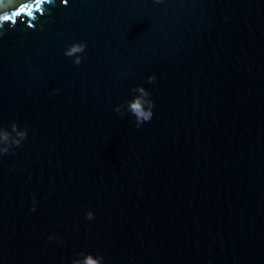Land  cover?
<instances>
[{
  "label": "water",
  "instance_id": "1",
  "mask_svg": "<svg viewBox=\"0 0 264 264\" xmlns=\"http://www.w3.org/2000/svg\"><path fill=\"white\" fill-rule=\"evenodd\" d=\"M86 253L264 264V0H0V264Z\"/></svg>",
  "mask_w": 264,
  "mask_h": 264
},
{
  "label": "clouds",
  "instance_id": "2",
  "mask_svg": "<svg viewBox=\"0 0 264 264\" xmlns=\"http://www.w3.org/2000/svg\"><path fill=\"white\" fill-rule=\"evenodd\" d=\"M85 46L86 45L84 44V42L75 43L71 47L66 49L65 55L73 57L74 54L83 52L85 49ZM80 60H81L80 57H76L74 62L79 64ZM147 79L149 82H151L155 79V77L152 75H149L147 77ZM135 90L137 92H139L141 94V96L140 97H134L132 100L128 101L127 106H128L129 111L135 117L136 125L140 126L141 123L147 122L151 119L153 102H152V100L142 99V97H147L150 95V93L147 92L142 86H138ZM145 104L147 105V107H145ZM16 127H17L16 124L13 123L12 129L14 131L16 130ZM16 134L20 137L21 140H23L25 138V135H26L25 131H18ZM2 136H3V139H5V140L8 139V134L6 132L3 133ZM14 143L16 145H19L20 140H15ZM86 216L88 219H91L93 214L91 212H88L86 214ZM72 264H99V259H97L96 257H94L90 253H86L80 259L73 260Z\"/></svg>",
  "mask_w": 264,
  "mask_h": 264
}]
</instances>
